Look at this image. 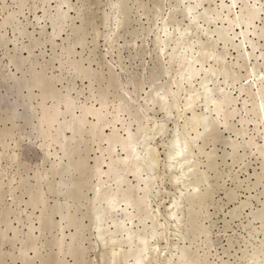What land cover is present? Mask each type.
Wrapping results in <instances>:
<instances>
[{"label": "rangeland", "instance_id": "374dc122", "mask_svg": "<svg viewBox=\"0 0 264 264\" xmlns=\"http://www.w3.org/2000/svg\"><path fill=\"white\" fill-rule=\"evenodd\" d=\"M0 264H264V0H0Z\"/></svg>", "mask_w": 264, "mask_h": 264}, {"label": "bare ground", "instance_id": "6f19581e", "mask_svg": "<svg viewBox=\"0 0 264 264\" xmlns=\"http://www.w3.org/2000/svg\"><path fill=\"white\" fill-rule=\"evenodd\" d=\"M251 13H252V12H251ZM99 122H101V121H99ZM207 122H208V121H207ZM208 125H209V124H208ZM208 127H209V126H208ZM113 135H114V134H113ZM174 136H175V135H174ZM174 138H175V137H174ZM196 138H197V137H196ZM172 139H173V138H172ZM176 141H177V140H176ZM171 142H172V141H171ZM178 143H179V142H178ZM170 145H172V144L170 143ZM170 145H169V146H170ZM173 145H174V144H173ZM176 145H177V143H176ZM169 146H168V149L170 148ZM171 149H173V148H171ZM174 149H175V148H174ZM179 149H182V148H179ZM179 149H178V151H179ZM177 154L179 155L180 153H177ZM130 156H131V155H130ZM130 162H131V161H130Z\"/></svg>", "mask_w": 264, "mask_h": 264}]
</instances>
